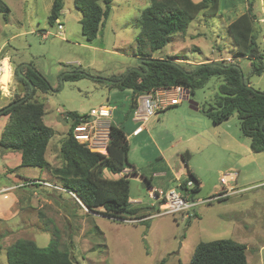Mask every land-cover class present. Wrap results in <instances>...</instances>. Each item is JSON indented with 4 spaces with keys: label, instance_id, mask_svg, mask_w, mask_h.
<instances>
[{
    "label": "rangeland",
    "instance_id": "374dc122",
    "mask_svg": "<svg viewBox=\"0 0 264 264\" xmlns=\"http://www.w3.org/2000/svg\"><path fill=\"white\" fill-rule=\"evenodd\" d=\"M2 1L9 7V18L5 20L0 13V74L5 72L0 80V108L27 92L26 85L23 91L17 89V67L32 66L46 77L49 91L36 90L33 98L43 100L44 120L55 129L46 157L57 167L62 164L61 141L71 124L66 112L111 107L113 120L129 135V159L136 165V173L132 168L125 174L130 180V202L142 208L138 215L145 216L138 222L113 220L100 209L89 210L54 180L49 169L22 166L18 151L0 146V264H8L7 247L18 238H31L45 247L55 237L54 229L61 248L72 252L75 264H158L164 257L165 264H188L200 241L220 238L246 244L248 264H264V151L251 149L236 113L215 124L204 112L207 104L215 102L222 77H211L179 104L151 117L143 133L129 134L138 124L130 114L131 90L111 87L107 80L141 64L136 55L139 17L149 0H112L111 14L92 41L82 32V12L74 0H64L59 17L62 30L48 18L53 0ZM252 1L220 0L216 14H198L188 31L175 34L162 50L153 51L149 44L144 50L153 57L175 56L187 70L198 63H229L232 58L252 86L264 91V71L251 75V62L234 57L228 27L248 11ZM253 9L254 30L264 46V21H258L264 17V0H254ZM4 62L9 66L4 67ZM74 72L82 75L64 79ZM193 102L198 108L191 107ZM7 121V115H0V136ZM166 163L184 179L190 168L201 181L195 194L198 202L188 211L160 214L150 189L142 186L145 178ZM224 175L235 191L212 199L226 186L221 182ZM103 176L113 174L106 169ZM172 177L155 175L153 187L173 185Z\"/></svg>",
    "mask_w": 264,
    "mask_h": 264
},
{
    "label": "trees",
    "instance_id": "16d2710c",
    "mask_svg": "<svg viewBox=\"0 0 264 264\" xmlns=\"http://www.w3.org/2000/svg\"><path fill=\"white\" fill-rule=\"evenodd\" d=\"M111 2L112 0H74L75 6L82 12L80 19L82 32L88 40L97 38L111 14ZM253 2L254 0L249 2L248 11L239 15L228 27L235 46L234 57L249 59L251 75H259L264 71V46L258 42V35L254 30L256 13ZM219 6L220 0H149L139 17L140 29L137 35L139 52L136 55L152 60L147 62L148 67L140 64L137 69H129L127 73L113 76L107 81L111 87L131 90L130 114L133 117L139 104V97L155 88L181 85L193 92L203 88L211 77H222L223 82L219 85L215 102L207 104L204 112L215 124L228 120L236 113L242 134L250 138L251 149L254 152H262L264 91L252 86L238 61L198 63L187 70L174 60L177 58L175 56L153 57L150 52L144 50L146 44H149L153 51L162 50L175 34L188 31L198 14L202 12L216 14ZM63 8L64 0H53L48 16L50 23L53 24L59 19ZM0 13L8 20L9 7L2 0ZM21 71L30 78L34 89L32 90L31 83L16 70V74L27 87L26 94L29 95L22 102L0 113L8 116L0 136V146L3 149L18 151L22 166L49 169L54 180L75 194L89 210L100 209L103 216L113 220L128 219L134 215L144 217L145 214L138 215L142 208L131 205L130 180L126 176L128 172L126 175H120L127 167H134L129 159L130 144L125 127L114 120L110 125L107 151L92 150L72 135L73 126L81 119L80 112L67 111L69 120H66L71 124L60 145L62 164L52 167L46 157V150L55 129L44 120L43 100L33 98L36 90L46 92L51 85L46 77L33 70L32 66L27 65L21 68ZM80 75L82 74L76 72L67 73L64 79H75ZM1 93L0 89V96ZM26 94L15 96L0 110ZM106 169L113 177L103 176ZM158 169L165 170L166 174L170 173L167 165ZM131 172L136 173V170L133 169ZM153 177L152 173V176L147 178L150 187H153ZM189 180H193L195 184L191 193V197L195 199V194L201 188V181L190 171L188 178L182 181V186L185 187ZM57 233L58 231L54 229L55 237L45 247L39 246L31 238H18L7 247L8 264H75L72 252L61 248ZM246 249V244L230 238L200 241L188 264H248ZM165 261L164 257L158 264H165Z\"/></svg>",
    "mask_w": 264,
    "mask_h": 264
},
{
    "label": "built area",
    "instance_id": "2783aa9c",
    "mask_svg": "<svg viewBox=\"0 0 264 264\" xmlns=\"http://www.w3.org/2000/svg\"><path fill=\"white\" fill-rule=\"evenodd\" d=\"M58 29H63V24L57 20ZM230 59V58H229ZM187 90L181 85L171 87L155 88L141 97H139L138 107L135 109L133 118L135 121L145 124L151 117L155 116L161 110L169 106L178 104L187 96ZM113 109L109 106L93 107L87 113L81 114L80 121L73 126L72 135L80 143L96 151H106L107 142L109 140L110 125L113 121ZM141 128H138V131ZM106 141V142H104ZM127 171H122L121 175ZM236 175L232 176L235 180ZM228 178L224 175L221 182L226 185L223 190L218 192L214 197H224L235 191L233 185L227 184ZM195 184L193 180L187 181L186 186H182V180H179L177 186L168 189L150 187V196L158 203V211L160 214H175L178 212L188 211L196 206L198 199L191 197L192 189ZM140 202V201H136ZM125 221H141L143 218L134 216L128 219H115Z\"/></svg>",
    "mask_w": 264,
    "mask_h": 264
},
{
    "label": "crops",
    "instance_id": "0c3cea01",
    "mask_svg": "<svg viewBox=\"0 0 264 264\" xmlns=\"http://www.w3.org/2000/svg\"><path fill=\"white\" fill-rule=\"evenodd\" d=\"M260 21H264V17L263 18H261L260 19ZM5 57H7V56H4V58ZM9 58V57H8ZM6 59V58H5ZM10 59V58H9ZM11 60V59H10ZM249 60V59H248ZM250 61V60H249ZM205 62V61H204ZM251 62V61H250ZM9 66V64H6V65H4V67H8ZM1 75V74H0ZM150 120V119H149ZM148 120V121H149ZM133 121L134 122H136V123H138L136 126L134 125V127L129 131V134L130 135H132V133H134V135H136V133L138 132V128H141V130H139V133H143L144 131H145V129H144V124H139V122H137V121H135L134 120V118H133ZM147 121V122H148ZM138 135V134H137ZM136 135V136H137ZM127 136H129L128 134H127ZM161 156L164 158V156L161 154ZM131 162V161H130ZM133 164V166L134 167H132V168H134V169H136V165L134 164V162L132 163ZM166 165L170 168V173H168V174H173V177H172V179L174 180V184L173 185H167V186H164V185H160L161 187H163V188H168V187H175V186H177V184H178V182L176 183V180H184V178H183V176L182 177H180V175L174 170H172L171 169V167L169 166L170 165V163H169V165H168V163H166ZM131 167H127L125 170L128 172V171H130L131 169H132ZM124 170V171H125ZM191 171V169L189 168L188 169V172L187 173H185V175L184 176H186V174H188L189 175V172ZM168 174H166V171L165 170H159V171H154L153 172V175H154V177H155V175L156 176H158V177H166V176H168ZM120 175H121V173H120ZM156 188H159L158 186H156V185H154ZM130 201H131V196H130ZM184 214V213H183ZM185 216H187V214H185Z\"/></svg>",
    "mask_w": 264,
    "mask_h": 264
},
{
    "label": "water",
    "instance_id": "95a60500",
    "mask_svg": "<svg viewBox=\"0 0 264 264\" xmlns=\"http://www.w3.org/2000/svg\"><path fill=\"white\" fill-rule=\"evenodd\" d=\"M150 60H152V58H141V64L144 65V66H146V67H148L147 62L150 61ZM4 61L9 62L8 59H5ZM5 63H6V62H4V65H5ZM21 68H22V66H19V67H18V70H19L20 73H21ZM2 75H5V72H3V73L0 75V80L2 79V78H1ZM21 75H22V73H21ZM22 76H23L27 81H29V82L31 83L32 90H33V89H34V84H32L31 80H30L29 78H27L25 75H22ZM243 81H244V78L242 77V82H243ZM17 89H18L19 91H23V90L25 89V83H24L23 81H19V84H18V86H17ZM188 91H189V90H188ZM31 92H32V91H31ZM31 92H30V93H31ZM27 97H28V95H26V96L22 97L21 99L15 101V102H13V103H11L9 106H7V107L1 109V110H0V113L3 112V111H5L8 107H11L12 105H15V104H18V103L22 102V101H23L24 99H26ZM185 98H186V97H185ZM191 107H193V108H198V104L195 103V102H193L192 105H191ZM142 186H143L144 188H150V181H149L147 178H145L144 181H143V183H142ZM72 255H73V254H72Z\"/></svg>",
    "mask_w": 264,
    "mask_h": 264
},
{
    "label": "clouds",
    "instance_id": "9594fccd",
    "mask_svg": "<svg viewBox=\"0 0 264 264\" xmlns=\"http://www.w3.org/2000/svg\"><path fill=\"white\" fill-rule=\"evenodd\" d=\"M58 20H59V19H58ZM263 42H264V39H263ZM240 59H241V58H240ZM240 59H239V60H240ZM228 61H229V62H233L232 58H230V59L228 58ZM186 90H187L188 95L185 96V97H188L190 91H188V89H186ZM140 97H141V96H140ZM185 97H184V98H185ZM178 104H179V103H178ZM175 105H177V104H175ZM101 106H102V105H101ZM113 112H114V111H113ZM80 114H82V113H80ZM157 114H158V113H157ZM112 118H113V117H112ZM113 121H114V120H113ZM113 121H112V122H113ZM139 124H141V123H139ZM106 151H107V149H106ZM106 151H105V152H106ZM124 174H125V173H124Z\"/></svg>",
    "mask_w": 264,
    "mask_h": 264
},
{
    "label": "flooded vegetation",
    "instance_id": "af4514ba",
    "mask_svg": "<svg viewBox=\"0 0 264 264\" xmlns=\"http://www.w3.org/2000/svg\"><path fill=\"white\" fill-rule=\"evenodd\" d=\"M16 70H18V67L16 68ZM19 71V70H18ZM27 78H29L26 74H24ZM30 79V78H29ZM21 80V79H20ZM20 80H17V81H20ZM26 94V93H25ZM24 94V95H25ZM27 95V94H26ZM29 95V94H28Z\"/></svg>",
    "mask_w": 264,
    "mask_h": 264
}]
</instances>
